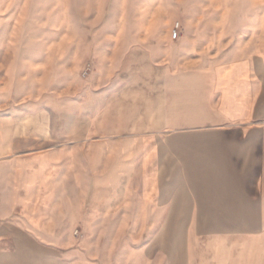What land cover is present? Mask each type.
<instances>
[{"label":"crops","instance_id":"1","mask_svg":"<svg viewBox=\"0 0 264 264\" xmlns=\"http://www.w3.org/2000/svg\"><path fill=\"white\" fill-rule=\"evenodd\" d=\"M151 18L0 59V264H264V16Z\"/></svg>","mask_w":264,"mask_h":264},{"label":"rangeland","instance_id":"2","mask_svg":"<svg viewBox=\"0 0 264 264\" xmlns=\"http://www.w3.org/2000/svg\"><path fill=\"white\" fill-rule=\"evenodd\" d=\"M254 13L264 16V0H0V48L12 49H0V59L56 54L55 44L78 42L89 28L113 21L138 27L152 16L169 32L202 25L231 39L233 28L247 27ZM169 238V228H161L162 246Z\"/></svg>","mask_w":264,"mask_h":264},{"label":"built area","instance_id":"3","mask_svg":"<svg viewBox=\"0 0 264 264\" xmlns=\"http://www.w3.org/2000/svg\"><path fill=\"white\" fill-rule=\"evenodd\" d=\"M180 36V32L177 29H173L172 31H170V37L173 40L178 39ZM92 71V65L90 63L86 64V66L83 68L81 75L83 77H86L88 74H90V72ZM76 234L78 233V231L75 232Z\"/></svg>","mask_w":264,"mask_h":264}]
</instances>
